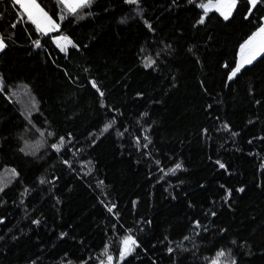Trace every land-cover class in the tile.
I'll use <instances>...</instances> for the list:
<instances>
[{
	"label": "trees",
	"instance_id": "trees-1",
	"mask_svg": "<svg viewBox=\"0 0 264 264\" xmlns=\"http://www.w3.org/2000/svg\"><path fill=\"white\" fill-rule=\"evenodd\" d=\"M38 2L0 0V264H264V53L229 79L264 2Z\"/></svg>",
	"mask_w": 264,
	"mask_h": 264
},
{
	"label": "snow or ice",
	"instance_id": "snow-or-ice-1",
	"mask_svg": "<svg viewBox=\"0 0 264 264\" xmlns=\"http://www.w3.org/2000/svg\"><path fill=\"white\" fill-rule=\"evenodd\" d=\"M127 3L130 4H138L139 0H126ZM264 2V0H249L250 5L252 8H255L257 4ZM15 4H18L20 8L23 10V13L26 15L27 19L31 21L38 32L47 34L49 32H53L59 29V24L48 14L47 11L41 6V3L38 0H14ZM58 3L62 4L64 8L70 13H76L77 9L85 7L91 3V0H58ZM237 6V0H208V3H202L200 5L201 8L204 9V15L206 16L207 13L215 9L218 11L224 19H228L231 15L233 10ZM251 13V9H249ZM64 17L61 16V19ZM200 23H203V17L200 20ZM58 46L61 48V51H67L66 45L72 44V41L69 40L67 37L61 36L57 38ZM37 47H40L39 40L35 41ZM74 46V45H73ZM6 47V44L3 39H0V51H3ZM264 53V24H261L257 30L244 42V44L240 47V59L237 62L236 66L231 70V74L229 79L231 80L233 77L240 72V70L247 64H251L258 56ZM154 61H150L149 63L145 64V67H150ZM93 87H96L95 83L93 82ZM99 91V89H97ZM103 96V92L100 93ZM115 121L110 122L109 124L105 125L103 131H107ZM51 135V133H49ZM64 138H60V145H52L53 148L59 150V147L63 145ZM34 154V153H33ZM67 163V161L65 162ZM221 168H224L225 165L217 161ZM181 164H177L175 169H170L169 171L175 172L176 169L181 168ZM10 175L15 177L18 175L15 169L10 170ZM11 182L8 176H0V191H3L5 187ZM41 183H44L41 180ZM239 191H243V189H239ZM112 209L109 208V211ZM214 215V213H213ZM34 223H39V221H34ZM188 239V237H185ZM123 247L119 253V259L123 260L126 256L130 255L137 247V243L135 239L131 236H127L122 241ZM172 251V249H169ZM105 254H107V248L105 249ZM225 252L223 250L217 253V259L213 261V264H220V257H223ZM230 255V253H229ZM113 257L111 255H107V264H112ZM101 264H104V261H101ZM232 264H235V261H232Z\"/></svg>",
	"mask_w": 264,
	"mask_h": 264
},
{
	"label": "rangeland",
	"instance_id": "rangeland-1",
	"mask_svg": "<svg viewBox=\"0 0 264 264\" xmlns=\"http://www.w3.org/2000/svg\"><path fill=\"white\" fill-rule=\"evenodd\" d=\"M239 0H237V2H238ZM249 1V0H248ZM215 2V0H213V3ZM206 3H208V2H206ZM212 10H215V9H212ZM234 12V11H233ZM232 12V13H233ZM263 24H264V22H263ZM67 37V36H66ZM68 38V37H67ZM69 39V38H68ZM151 59H153L152 57H147V59H146V63H148ZM239 59H240V51H239V54H238V56H237V59H236V64H237V62L239 61ZM236 66V65H235ZM231 74V73H230ZM25 93V92H24ZM25 96H26V98H27V101L25 102V104H26V106H30L31 108L33 107V101H32V99L25 93ZM127 236H129V235H127ZM127 236H125V237H127ZM124 237V238H125ZM132 237V236H131ZM123 238V239H124ZM133 238V237H132ZM123 239H122V241H123ZM122 241H121V247H120V251H121V249H122V247H123V244H122ZM107 255H110V254H105L104 255V257H103V259H102V261H104V264H107ZM112 256V255H111ZM120 260V259H119ZM112 263H113V261H112ZM99 264H101V261L99 262Z\"/></svg>",
	"mask_w": 264,
	"mask_h": 264
},
{
	"label": "crops",
	"instance_id": "crops-1",
	"mask_svg": "<svg viewBox=\"0 0 264 264\" xmlns=\"http://www.w3.org/2000/svg\"><path fill=\"white\" fill-rule=\"evenodd\" d=\"M14 1V0H13ZM60 4V3H59ZM20 7V6H19ZM21 9V8H20ZM60 9H61V13H60V17L61 16H64V14L65 13H67L68 11L64 8V6L62 5V4H60ZM22 10V9H21ZM234 11V10H233ZM22 12H23V10H22ZM56 21V20H55ZM57 22V21H56ZM57 24H58V22H57ZM61 36H64V35H57V36H54L53 37V42L57 45V47L61 50V48L58 46V43H57V38L58 37H61ZM64 37H66V36H64ZM70 40V39H69ZM70 46H72V44H69V45H66V47L68 48V47H70Z\"/></svg>",
	"mask_w": 264,
	"mask_h": 264
},
{
	"label": "water",
	"instance_id": "water-1",
	"mask_svg": "<svg viewBox=\"0 0 264 264\" xmlns=\"http://www.w3.org/2000/svg\"><path fill=\"white\" fill-rule=\"evenodd\" d=\"M242 44H244V42H243ZM242 44H241V45H242ZM240 47H241V46H240ZM239 51H240V48H239Z\"/></svg>",
	"mask_w": 264,
	"mask_h": 264
}]
</instances>
